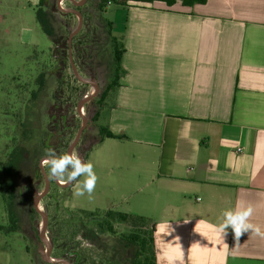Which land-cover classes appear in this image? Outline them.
Masks as SVG:
<instances>
[{
	"label": "crops",
	"instance_id": "crops-1",
	"mask_svg": "<svg viewBox=\"0 0 264 264\" xmlns=\"http://www.w3.org/2000/svg\"><path fill=\"white\" fill-rule=\"evenodd\" d=\"M118 2L125 74L103 127L125 137L98 144L137 150L158 264H264V235L216 230L250 204L264 232V0Z\"/></svg>",
	"mask_w": 264,
	"mask_h": 264
},
{
	"label": "rangeland",
	"instance_id": "rangeland-1",
	"mask_svg": "<svg viewBox=\"0 0 264 264\" xmlns=\"http://www.w3.org/2000/svg\"><path fill=\"white\" fill-rule=\"evenodd\" d=\"M58 1L48 0L42 8L51 31L47 37L37 23L34 0H0V180L2 167L12 159L14 165L17 161L15 182L21 192V202L14 201L12 206L14 214L5 213L0 195V264H45L38 253L37 228L42 217L30 212L34 197L45 189V179L50 185L47 169L41 164L47 149L43 141L57 154L76 152L84 161L92 162L99 177L91 198L87 194L76 197L74 185L61 186L56 181L49 195L42 196L40 206L50 252L72 260V252L79 251L78 264H108L107 258L121 264L128 253L118 236L126 235L129 228L115 223V235L89 232L90 224L73 214L74 210L98 215L107 210L133 215L145 211L138 206L144 195L135 192L140 185L134 176L141 172L140 161L132 157L137 150L110 140L97 143L110 96L99 119L91 120L99 110L97 102L110 76L112 43L107 21L113 22L114 11L120 6L110 2L98 12L99 0H64L59 3L70 11L65 12ZM79 18L82 26L78 30ZM110 33L120 37L113 30ZM84 36L87 38L81 42ZM79 41L81 45H77ZM41 75L44 85H40ZM89 82L96 84V95L81 105L91 89L95 90ZM83 119L89 124L78 137Z\"/></svg>",
	"mask_w": 264,
	"mask_h": 264
},
{
	"label": "trees",
	"instance_id": "trees-1",
	"mask_svg": "<svg viewBox=\"0 0 264 264\" xmlns=\"http://www.w3.org/2000/svg\"><path fill=\"white\" fill-rule=\"evenodd\" d=\"M127 1L143 2V3H152L154 1H160L165 3L167 6H172L173 4L176 3L177 0H127ZM179 1L183 6H189V7L193 6L194 4H205L206 2V0H179ZM110 2H113V4H117L119 6H125L124 3L118 2L117 0H99V2L96 4V9L98 10V12H103L105 6ZM44 6H45L44 0H40L39 5L37 7L36 20L40 28L44 32V34H46V36L49 37L51 31L48 26V21L46 20V15L44 13L45 11H43L42 9ZM74 9L78 10V7H74ZM81 26L82 24L79 25L78 30L81 28ZM107 26L109 28L108 29L109 38L112 43L111 61L109 65L110 76H109V81L105 85L101 93V96L97 102L99 106V110H97L92 116L91 120L93 122H96L99 119L101 113L100 111L104 109L103 103L108 98V96H110L111 102L107 108V111L112 108L115 92L116 89L119 87V80L125 74V70L121 65V58L125 51L123 45V39L122 37L117 38L110 33L114 28V24L112 22L107 21ZM86 38L87 36H84L83 38L80 39V41L85 42ZM80 41L77 45H81ZM43 80L44 77L42 78L41 75L40 85H44ZM94 95L96 94L94 93ZM32 97L34 99L35 95L32 94ZM28 102L31 103V101ZM88 124H89V120L87 119L86 124L82 129V132L85 130V128L88 127ZM80 128L81 127H79L77 131ZM98 134L100 139L98 140L97 143H99L100 141L106 138L120 139L125 137L123 135H114L111 132H109L107 128L103 126L98 127ZM42 145L44 148H48L49 146L46 141H43ZM13 161L14 160L12 159L10 163L5 164L1 170L0 195H1V200L4 204L6 214L8 213L14 214V211L12 210L14 201L21 202V192L19 188H17L16 186L17 184L15 182V174H17L15 170L19 167V165L17 161H15V165H14ZM36 173L39 174V176H41L40 170L38 168ZM51 184L54 185V182L53 181L50 182V185L48 186L44 195L46 196L49 195ZM54 187H56V185H54ZM58 205L59 203L55 199V210H57ZM30 212L32 213L33 216L39 215L36 212V210L33 208V206L30 208ZM73 212L75 218L81 220L85 219L88 222V224H90L89 232L97 231L98 233L115 235L116 233L114 230L115 223L125 225L127 228H129V231L126 235L121 234L118 236L120 243L127 248V253H128L127 257L123 259V262L121 264H158L156 246H155V237H154L155 224L149 218L144 216L122 213L113 210H107L102 215H98L96 212H87L80 210L79 211L74 210ZM46 228H47V224H46ZM49 239L53 241L51 235L49 236ZM80 255L81 253L79 251L72 252L70 257L74 259L70 260V258H68L66 259V261L69 264H78L80 260ZM50 257L61 259V256L58 253H55L54 251L50 252ZM74 261H76V263H74ZM44 263L59 264V263H48L46 261ZM107 263L117 264V261L115 259L107 258Z\"/></svg>",
	"mask_w": 264,
	"mask_h": 264
},
{
	"label": "clouds",
	"instance_id": "clouds-1",
	"mask_svg": "<svg viewBox=\"0 0 264 264\" xmlns=\"http://www.w3.org/2000/svg\"><path fill=\"white\" fill-rule=\"evenodd\" d=\"M41 164L47 169L46 174L50 182L56 181L60 184L74 185V196L83 197L87 194L91 198L99 179L92 162L84 161L76 152L57 154L54 148L49 147L45 151ZM253 211L254 209L250 204L226 210L223 213V220L216 230L225 234L230 227L236 240H239L241 235L249 230L256 235H264L259 225L249 222ZM180 258L179 255L176 257V259Z\"/></svg>",
	"mask_w": 264,
	"mask_h": 264
},
{
	"label": "water",
	"instance_id": "water-1",
	"mask_svg": "<svg viewBox=\"0 0 264 264\" xmlns=\"http://www.w3.org/2000/svg\"><path fill=\"white\" fill-rule=\"evenodd\" d=\"M75 5H79V3H75ZM68 12H70V11H68ZM80 24H81V21H80ZM68 53H69V60L71 61L70 48L68 49ZM83 82H87V81H83ZM89 84L95 87V93H96V91H97L96 84L93 83V82H89ZM91 97H93V96L88 95L87 97H85L84 100L82 101L81 105L83 104L84 101L88 100ZM78 111H79V109H78ZM81 116L83 117V115H81ZM85 124H86V120L83 119L82 120V126L84 127ZM83 127H82V129H83ZM82 129L78 131V137H79L80 133L82 132ZM76 142H77V139H76V141H74L71 144V147L69 148V150L73 149V147H74ZM48 186H49V184H48L47 180L45 179V190H44V192L42 194H38L36 197H34V199L32 201L33 208L42 217V219H44V229H43V231H39V228H37L38 229V234H39L38 235V237H39V240H38V253L48 263H59V264L67 263V264H69L66 260L59 259V258H55L56 261H52L51 257H50V249H49L48 245H46V243L44 241L45 240V233H46V219L43 217V212L38 211L36 206H37V204H40V200H41L42 196H44L45 191L47 190ZM38 226H39V224H38ZM45 252H47V253H45Z\"/></svg>",
	"mask_w": 264,
	"mask_h": 264
},
{
	"label": "bare ground",
	"instance_id": "bare-ground-1",
	"mask_svg": "<svg viewBox=\"0 0 264 264\" xmlns=\"http://www.w3.org/2000/svg\"><path fill=\"white\" fill-rule=\"evenodd\" d=\"M64 0H60V3L61 2H63ZM75 2V1H74ZM77 3H80V2H77ZM61 9H62V11H65V12H68L69 10H64L62 7H60ZM79 25H80V18H79ZM79 25H78V27H79ZM94 93H95V90L94 89H91V91H90V93H89V95L90 96H93L94 95ZM81 112V113H80ZM79 114H81V115H84V112H83V114H82V108H80V110H79ZM81 126H82V124H81ZM80 126V127H81ZM59 184V183H58ZM60 185V184H59ZM66 186L67 184H61V186ZM45 190V189H44ZM44 190L40 193V194H42L43 192H44ZM37 210L38 211H40V212H43V209L41 208V206H40V204H37ZM38 228H39V231H43V229H44V219H42V221L39 223V226H38ZM45 243H46V245H50V242H49V240H48V238L47 237H45ZM45 253H47V252H45ZM51 260L52 261H56V259L55 258H51ZM63 264H67V263H63Z\"/></svg>",
	"mask_w": 264,
	"mask_h": 264
},
{
	"label": "flooded vegetation",
	"instance_id": "flooded-vegetation-1",
	"mask_svg": "<svg viewBox=\"0 0 264 264\" xmlns=\"http://www.w3.org/2000/svg\"><path fill=\"white\" fill-rule=\"evenodd\" d=\"M48 2V0H44V5H46V3ZM68 57H69V53H68ZM39 238V237H38ZM41 256V255H40Z\"/></svg>",
	"mask_w": 264,
	"mask_h": 264
},
{
	"label": "built area",
	"instance_id": "built-area-1",
	"mask_svg": "<svg viewBox=\"0 0 264 264\" xmlns=\"http://www.w3.org/2000/svg\"><path fill=\"white\" fill-rule=\"evenodd\" d=\"M59 2H60V0L58 1V5H59V8H60V3H59ZM60 9H61V8H60ZM238 151H240V149H238Z\"/></svg>",
	"mask_w": 264,
	"mask_h": 264
}]
</instances>
